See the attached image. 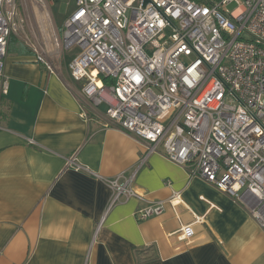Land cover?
Segmentation results:
<instances>
[{"label":"built area","instance_id":"built-area-1","mask_svg":"<svg viewBox=\"0 0 264 264\" xmlns=\"http://www.w3.org/2000/svg\"><path fill=\"white\" fill-rule=\"evenodd\" d=\"M34 1L43 15L53 5ZM64 1L74 7L53 36L55 50L31 44L37 61L54 72L66 50L79 48L70 76L90 102L106 106L107 126L145 149L140 166L162 156L242 200L264 230V0ZM18 11V0H0V101L10 90L9 41L26 23ZM81 116L88 118L86 109ZM67 165L91 173L76 154ZM136 173L107 182L108 210L129 198L147 202ZM182 204L183 192L172 190L134 217L145 221ZM179 234L193 238L194 224Z\"/></svg>","mask_w":264,"mask_h":264},{"label":"crops","instance_id":"crops-1","mask_svg":"<svg viewBox=\"0 0 264 264\" xmlns=\"http://www.w3.org/2000/svg\"><path fill=\"white\" fill-rule=\"evenodd\" d=\"M78 53L64 54L50 72L25 44L9 41L10 90L0 101V264H264V230L242 200L158 154L140 166L145 149L107 126L106 106L90 102L70 76ZM74 154L92 174L68 167ZM136 170L134 186L148 203L177 190L185 205L145 221L134 217L147 204L137 198L108 210L107 182ZM190 224L196 234L183 240L179 230Z\"/></svg>","mask_w":264,"mask_h":264},{"label":"rangeland","instance_id":"rangeland-1","mask_svg":"<svg viewBox=\"0 0 264 264\" xmlns=\"http://www.w3.org/2000/svg\"><path fill=\"white\" fill-rule=\"evenodd\" d=\"M49 1L53 2V5H47V13L44 12L45 14L43 15L41 7L34 0H18V21L24 19L26 23L23 30L13 34L10 39H18L31 50H33L31 47L32 43L42 46L45 50H55L53 36L55 33L61 34L64 21L73 11L74 6L69 5L64 0ZM230 9L233 10L234 6H231ZM79 51V48L66 50V59L75 56ZM63 58L60 57L58 62Z\"/></svg>","mask_w":264,"mask_h":264},{"label":"trees","instance_id":"trees-1","mask_svg":"<svg viewBox=\"0 0 264 264\" xmlns=\"http://www.w3.org/2000/svg\"><path fill=\"white\" fill-rule=\"evenodd\" d=\"M195 1L199 3H208V2L218 1V0H195Z\"/></svg>","mask_w":264,"mask_h":264},{"label":"bare ground","instance_id":"bare-ground-1","mask_svg":"<svg viewBox=\"0 0 264 264\" xmlns=\"http://www.w3.org/2000/svg\"><path fill=\"white\" fill-rule=\"evenodd\" d=\"M47 13V12H46Z\"/></svg>","mask_w":264,"mask_h":264}]
</instances>
